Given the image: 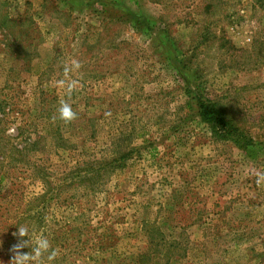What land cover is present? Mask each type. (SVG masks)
Returning <instances> with one entry per match:
<instances>
[{"label":"rangeland","instance_id":"rangeland-1","mask_svg":"<svg viewBox=\"0 0 264 264\" xmlns=\"http://www.w3.org/2000/svg\"><path fill=\"white\" fill-rule=\"evenodd\" d=\"M261 171L264 0H0V264H264Z\"/></svg>","mask_w":264,"mask_h":264},{"label":"clouds","instance_id":"clouds-1","mask_svg":"<svg viewBox=\"0 0 264 264\" xmlns=\"http://www.w3.org/2000/svg\"><path fill=\"white\" fill-rule=\"evenodd\" d=\"M73 66L78 68L77 61L72 62ZM58 118L64 122H70L76 117V113L72 110L70 104L61 103L57 109ZM56 119L57 117H53ZM258 177L264 180V171L259 172ZM17 232L15 236L20 238V242L13 246L12 251L15 253L10 264H54L58 252L51 245L50 240L44 235H33L28 226H16ZM23 248L29 251L22 253Z\"/></svg>","mask_w":264,"mask_h":264},{"label":"trees","instance_id":"trees-1","mask_svg":"<svg viewBox=\"0 0 264 264\" xmlns=\"http://www.w3.org/2000/svg\"><path fill=\"white\" fill-rule=\"evenodd\" d=\"M199 118L201 121L208 123L213 132L215 130H220L224 133V137L233 138V131L234 129L228 127V122L226 121V117L222 111H220L217 107L212 104L208 105H200L199 107Z\"/></svg>","mask_w":264,"mask_h":264}]
</instances>
